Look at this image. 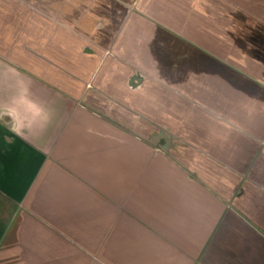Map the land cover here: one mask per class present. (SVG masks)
Returning <instances> with one entry per match:
<instances>
[{"label":"crops","instance_id":"obj_1","mask_svg":"<svg viewBox=\"0 0 264 264\" xmlns=\"http://www.w3.org/2000/svg\"><path fill=\"white\" fill-rule=\"evenodd\" d=\"M24 87L0 264H264V0H0Z\"/></svg>","mask_w":264,"mask_h":264},{"label":"clouds","instance_id":"obj_2","mask_svg":"<svg viewBox=\"0 0 264 264\" xmlns=\"http://www.w3.org/2000/svg\"><path fill=\"white\" fill-rule=\"evenodd\" d=\"M28 89L26 87L22 88L21 94L18 99L14 100V104H20L25 107L27 125L23 124L18 120L17 109L14 107L8 108L6 110H0V121H3L4 126L8 128L9 131L15 132L17 135L24 126H30L32 122L39 121L41 125H46L50 121V114L35 101H32L27 97ZM4 116L9 117V121H4ZM10 141V138H7Z\"/></svg>","mask_w":264,"mask_h":264}]
</instances>
